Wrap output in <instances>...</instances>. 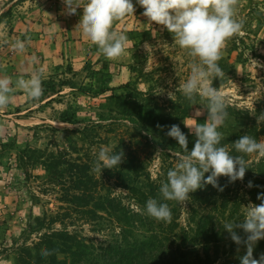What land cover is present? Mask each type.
<instances>
[{
	"label": "rangeland",
	"instance_id": "rangeland-1",
	"mask_svg": "<svg viewBox=\"0 0 264 264\" xmlns=\"http://www.w3.org/2000/svg\"><path fill=\"white\" fill-rule=\"evenodd\" d=\"M133 4V15L114 24L128 37L124 56L108 59L78 26L82 8L76 14H68L62 0H0V38L9 41L7 45L0 44V77L7 76L13 82L19 78L27 80L42 68L43 80H66L75 86H59L56 93L48 90L38 100H31L13 83L10 102L0 107V264H17L25 248H34L45 233L55 231L77 236L89 246L82 258L70 253L58 255L70 264H107L110 254L111 258L114 254L112 251L123 248V223L109 210H97L95 214L88 212L90 208H75L69 217L55 218L70 205L71 199L66 198L73 184L69 177L60 183L57 172L53 174L43 159H51L48 156L53 152L63 158L65 164L60 169L64 170V177L71 174V168L84 164L97 185L96 198L121 200L139 211L140 203L122 186V180L117 179L116 169L142 167L151 179L165 182L167 172L179 163L175 153L182 152L165 149L157 143L155 135L142 131L125 115L132 100L138 104L150 103L160 114L174 118L181 116L191 103L188 117L179 119L178 124L189 133L187 139L197 140L192 126L204 123L209 109L206 98L197 94L189 101L180 91L190 75L191 58L176 44L171 32L150 21L135 0ZM237 13V18L244 21L243 34L226 41L218 61L224 76L212 80V87L227 99L228 116L218 129L225 142L245 130L238 115L245 116L247 111L250 112L248 123L254 121L258 130L264 128V121H258L264 114V0H238ZM17 38L26 44L23 52L11 47ZM67 108L77 123L59 120ZM249 136L264 141V131L259 136ZM105 147L122 151L123 157L119 167L100 172L96 160L99 150ZM224 147L233 156L243 155L231 143ZM244 159L249 167L246 171L264 162V157L256 154ZM146 175L140 180L146 182ZM262 181L264 189V178ZM237 184L232 192L238 200L236 211L225 215L232 220H242L249 204H260L254 203L248 194L249 190L252 193L257 189L241 179ZM259 190L256 196L264 194V190ZM190 202V197L184 204L174 201L168 205L172 212L170 222L153 218L157 226L153 231L143 229L135 233L139 238L135 242V254L141 260H148L141 255V249L145 254L157 252L155 246L162 239L160 235L164 238L168 235L172 221L179 224L178 232L181 227L189 228ZM235 231L240 234L242 229ZM153 233L160 239L154 241ZM260 240L253 247V258L264 254ZM181 241L173 238L171 245V239H163L157 249L163 251L165 246L174 249ZM197 250L204 256L202 245ZM245 253L246 247L234 243L227 233L221 241L219 257L215 258L213 253L214 257L208 263L206 258L204 264H240Z\"/></svg>",
	"mask_w": 264,
	"mask_h": 264
},
{
	"label": "clouds",
	"instance_id": "clouds-1",
	"mask_svg": "<svg viewBox=\"0 0 264 264\" xmlns=\"http://www.w3.org/2000/svg\"><path fill=\"white\" fill-rule=\"evenodd\" d=\"M68 14H76L78 8L83 12L78 26L82 33L93 44L98 46L108 59H120L126 51L127 35L117 30L115 22L133 15V0H62ZM144 9V15L150 21L164 26L174 35L176 44L186 50L191 58L190 75L180 86L183 96L193 101L197 94L206 98L209 109L207 120L192 126L197 140L191 151L187 149V137L179 125L173 124L166 135L175 138L182 153H175L179 163L175 169L167 172V182L160 186V193L165 200L185 203L189 193L203 188L207 184L218 187V178L227 176L230 182L243 179L247 166L244 156L256 154L264 157V141H257L244 135L234 142V148L243 155L233 156L224 146L223 138L218 130L228 116L227 99L217 88L212 87L214 77L222 78L224 72L218 61L222 58V50L226 41L242 35L243 19H238V0H135ZM9 43L6 37L0 38V44ZM11 47L23 52L26 44L17 38ZM35 60V57L32 58ZM44 70H36L29 79H17L13 82L9 77H0V107L10 102V95L15 83L27 93L31 100H38L43 95ZM194 104V103H193ZM199 115V111L196 113ZM264 121V114L258 117ZM190 126V125H189ZM123 157L122 151H113L105 147L99 150L96 168L100 172L104 168L119 167ZM205 173H210L205 176ZM251 186V182H249ZM264 199V194H258ZM146 213L157 221L170 222L172 212L168 204L149 199L146 202ZM223 228L229 233L231 240L237 245L243 244L246 253L240 257V264H264V254L253 258V247L260 239H264V203L249 204L242 220L225 222ZM242 229L243 238L235 229ZM47 255V251L43 253Z\"/></svg>",
	"mask_w": 264,
	"mask_h": 264
},
{
	"label": "trees",
	"instance_id": "trees-1",
	"mask_svg": "<svg viewBox=\"0 0 264 264\" xmlns=\"http://www.w3.org/2000/svg\"><path fill=\"white\" fill-rule=\"evenodd\" d=\"M5 13V12H4ZM88 69V68H86ZM91 69V68H90ZM89 70V69H88ZM216 85L215 82L213 84ZM43 92L52 91L56 93V89L59 86H70L74 88L73 82L62 80L56 82L53 79L43 80L42 82ZM85 91V90H82ZM120 101L121 98L117 97ZM132 105L127 107L124 111L125 115H129L130 118L142 131H148L150 134L155 135L158 138V144L162 145L165 149H174L183 152V149L179 146L175 138L166 135L168 129L171 125H179V119L188 117L189 110L191 109V103L187 105L185 111L181 116L174 118L173 115H162L158 112L157 107H153L150 103L138 104L132 100ZM250 112L247 111L245 116L238 115L239 122L245 127L243 132H239L237 135L232 136L228 141L221 140V146H225L231 143L234 148L233 141L239 139L244 135L259 136L263 134L264 128L258 130L254 121L248 123L250 119ZM75 115L70 114L68 108L63 110L60 114L59 120L68 123H77L75 120ZM246 122V123H245ZM252 123H254L253 126ZM251 124V125H250ZM246 125V126H245ZM182 132H186L184 127H181ZM186 136L189 134L185 133ZM187 149L192 150L196 141L194 138L190 137L187 139ZM51 159H43L44 163L50 167V171L54 174L55 171L58 178L62 181L69 177L73 186L70 188V192H67V200L71 199L70 205L67 206L66 211L63 214L58 213V219L62 216L65 219L66 216L72 214L75 208H90L88 212L95 213L97 210H109L112 212L123 224V241L124 246L120 251H115L112 258L107 260V264H204L206 258L207 263L211 258L219 257V251L221 248V241L225 234L228 232L223 228L224 222L232 221V217L229 216L225 218L226 214L231 215V210L235 212L236 204L238 200L234 199L232 196L233 188L235 189L237 180L230 182L227 176L221 175L218 178V184L222 186V190L218 187H213L211 184H207L203 188H198L197 190L190 192V204L192 209V214L190 217L189 228L181 227L180 231L179 224L172 221L168 226V235L162 238L161 241L171 239V245H173V238L176 240H182L178 246L171 248L165 246V249H157L158 245L155 246V253L145 254L144 250L141 249V255L148 257V260H141L140 255L135 254V242L138 236L135 234L137 231L145 229L146 231H153L157 226L153 217L146 213V202L149 199H157L158 202L166 203L168 205H173L174 201L165 200L160 193V186L162 183L157 180L151 179L150 174H144V168H125L120 167L116 169L118 172L117 179L122 180L121 184L125 188L129 189L133 198L140 203V210L136 211L129 206L123 204L121 200H115L106 196L95 197L94 194L96 190L94 188L97 186L92 176H90L89 169L83 165H77L75 168H71V174L64 177V170L60 169L61 165L65 164V160L57 156L54 152L48 156ZM246 160V159H245ZM42 161V160H41ZM247 161V160H246ZM250 166V165H249ZM249 168V167H248ZM131 172V173H129ZM145 176L146 182L140 180V178ZM208 174H205L207 176ZM115 176V175H114ZM261 176L262 178H259ZM113 177V175L111 176ZM134 177V178H133ZM264 178V162H260L255 166L251 167L248 171H245L243 181L245 184L251 186L259 191L264 190L261 185H263L262 179ZM167 181V177L163 180ZM256 191H248L251 196V200L254 203H264V199H258L256 196ZM66 200V201H67ZM177 208L174 206L173 211L175 212ZM80 211V210H79ZM55 219L54 221H57ZM192 223L194 226H192ZM154 241L160 239L157 233H153ZM241 237L246 234L243 230L240 232ZM130 240H134V243H130ZM259 247L264 246V239L259 241ZM263 242V243H262ZM203 246L204 256L198 252L197 247ZM89 246L84 240L79 239L77 236L71 235L64 231H55L51 233H45L40 241L35 244L34 248H25L17 258V264H70L67 260H60L58 255L60 253L72 254L78 256L79 258L85 257L88 252ZM152 249V246H151ZM264 249V247H263ZM35 250V252H33ZM90 250V249H89ZM259 250V249H258ZM47 251V255L43 253ZM264 251V250H263ZM214 253V256L212 254ZM159 254V255H157ZM263 254V253H262ZM192 257L190 258V256Z\"/></svg>",
	"mask_w": 264,
	"mask_h": 264
},
{
	"label": "crops",
	"instance_id": "crops-1",
	"mask_svg": "<svg viewBox=\"0 0 264 264\" xmlns=\"http://www.w3.org/2000/svg\"><path fill=\"white\" fill-rule=\"evenodd\" d=\"M11 65H12V64H11ZM11 65H10V66H11ZM6 115H8V114H6Z\"/></svg>",
	"mask_w": 264,
	"mask_h": 264
}]
</instances>
